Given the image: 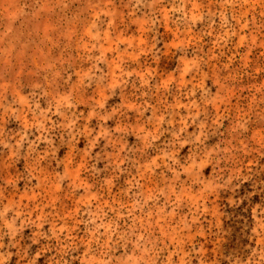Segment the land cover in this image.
<instances>
[{
    "label": "rangeland",
    "instance_id": "374dc122",
    "mask_svg": "<svg viewBox=\"0 0 264 264\" xmlns=\"http://www.w3.org/2000/svg\"><path fill=\"white\" fill-rule=\"evenodd\" d=\"M0 264H264V0H0Z\"/></svg>",
    "mask_w": 264,
    "mask_h": 264
}]
</instances>
